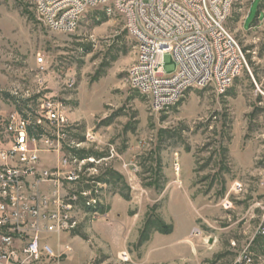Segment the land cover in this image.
<instances>
[{
    "label": "rangeland",
    "instance_id": "1",
    "mask_svg": "<svg viewBox=\"0 0 264 264\" xmlns=\"http://www.w3.org/2000/svg\"><path fill=\"white\" fill-rule=\"evenodd\" d=\"M226 27L249 68L225 95L191 89L155 113L130 86L137 42L114 7L62 34L42 23L35 0H0V126L62 102L73 147L42 165L56 170L73 149L96 160L71 165L81 182L69 189L92 191L108 215L95 219L83 199L73 230L43 237L65 264H264V0H235ZM155 217L174 243L144 230Z\"/></svg>",
    "mask_w": 264,
    "mask_h": 264
},
{
    "label": "built area",
    "instance_id": "2",
    "mask_svg": "<svg viewBox=\"0 0 264 264\" xmlns=\"http://www.w3.org/2000/svg\"><path fill=\"white\" fill-rule=\"evenodd\" d=\"M234 3L35 0L42 23L62 34H74L88 11L114 7L137 42L130 86L150 98L155 113L175 106L191 89L212 87L217 95H225L249 68L242 48L226 27ZM38 62L42 73L48 72L44 59ZM170 62L174 65L167 66ZM74 85L75 80L69 78L68 86ZM70 124L64 104L48 99L41 102L38 116L16 112L0 126V264H65L62 255L43 244L44 235L60 238L73 230L83 199L86 208L95 210L93 217L102 218L96 211L100 201L92 191L69 189L81 182L77 170H69L71 165L86 161L93 165L95 159L63 156L56 170L42 165L45 155H61L64 146L73 147ZM121 258L132 262L128 251Z\"/></svg>",
    "mask_w": 264,
    "mask_h": 264
},
{
    "label": "trees",
    "instance_id": "3",
    "mask_svg": "<svg viewBox=\"0 0 264 264\" xmlns=\"http://www.w3.org/2000/svg\"><path fill=\"white\" fill-rule=\"evenodd\" d=\"M72 152L75 154L73 156V159H77V160H87V159L91 158V156L89 155L90 156L89 157L86 154V152H84V151H78L77 149H73ZM90 166H93V165H90ZM97 182H100V181H97ZM94 211H92V212H94ZM96 211L99 212L100 215H104V214L108 213V209H106L104 207H101V205H98V208L96 209ZM148 220L149 221H147V223H146V225L147 224L148 225L144 229L145 231H146L147 228H152V227H154L155 230H158L160 233L165 234V235H169L173 231V228L171 226L165 225V223H163V221L161 219H158L157 217H155V219H148ZM154 222H156V223H154ZM152 223H154V224H152ZM140 242H141V244H143V242H147V238L146 237H143V235H142L141 238H140Z\"/></svg>",
    "mask_w": 264,
    "mask_h": 264
},
{
    "label": "crops",
    "instance_id": "4",
    "mask_svg": "<svg viewBox=\"0 0 264 264\" xmlns=\"http://www.w3.org/2000/svg\"><path fill=\"white\" fill-rule=\"evenodd\" d=\"M44 167H46V168H49V167H47L45 164L43 165ZM50 169V168H49ZM104 215H108V213H106V214H104ZM110 215V214H109ZM172 236L173 235H169V236H160V237H155V242H156V240H160V241H162L161 243L164 245V244H169V243H174L173 242V240H172ZM159 238V239H158ZM177 241V240H176ZM175 241V242H176ZM154 243V242H153ZM155 248H153L154 249V251L153 252H155V251H158V250H156V249H159L157 246H154ZM152 249V250H153Z\"/></svg>",
    "mask_w": 264,
    "mask_h": 264
}]
</instances>
